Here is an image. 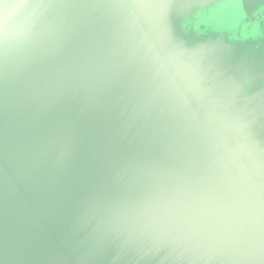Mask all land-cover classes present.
Returning <instances> with one entry per match:
<instances>
[{
	"label": "water",
	"instance_id": "95a60500",
	"mask_svg": "<svg viewBox=\"0 0 264 264\" xmlns=\"http://www.w3.org/2000/svg\"><path fill=\"white\" fill-rule=\"evenodd\" d=\"M0 264H264V0H0Z\"/></svg>",
	"mask_w": 264,
	"mask_h": 264
}]
</instances>
